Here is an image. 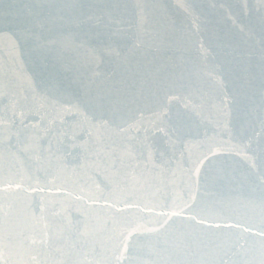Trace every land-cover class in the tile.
I'll use <instances>...</instances> for the list:
<instances>
[{"label": "water", "instance_id": "water-1", "mask_svg": "<svg viewBox=\"0 0 264 264\" xmlns=\"http://www.w3.org/2000/svg\"><path fill=\"white\" fill-rule=\"evenodd\" d=\"M0 264H264V0H0Z\"/></svg>", "mask_w": 264, "mask_h": 264}]
</instances>
